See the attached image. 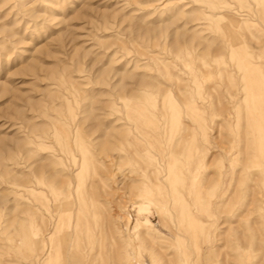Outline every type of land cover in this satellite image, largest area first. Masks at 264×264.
<instances>
[{"label":"rangeland","instance_id":"rangeland-1","mask_svg":"<svg viewBox=\"0 0 264 264\" xmlns=\"http://www.w3.org/2000/svg\"><path fill=\"white\" fill-rule=\"evenodd\" d=\"M240 229L264 264V0H0V264H235Z\"/></svg>","mask_w":264,"mask_h":264},{"label":"bare ground","instance_id":"bare-ground-1","mask_svg":"<svg viewBox=\"0 0 264 264\" xmlns=\"http://www.w3.org/2000/svg\"><path fill=\"white\" fill-rule=\"evenodd\" d=\"M233 235H234V238H235V241H236V249H237V254L235 256V262L234 263L235 264H243L242 248L244 246H247L250 249L254 248L256 243H257V238L255 236H252V235H249V234L246 236L242 229H240L237 234H233ZM210 237L211 236L208 235V237L205 238V240L208 242L207 243L208 251H209L210 246H212L214 244V239H212V238L210 239ZM211 243H212V245H211ZM256 247H257V245H256ZM198 248H200V247H198ZM222 262H223V260H222Z\"/></svg>","mask_w":264,"mask_h":264}]
</instances>
